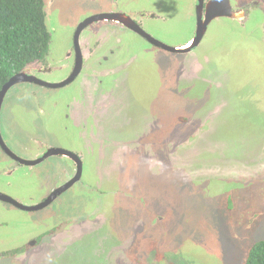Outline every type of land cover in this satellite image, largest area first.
Masks as SVG:
<instances>
[{"label": "rangeland", "instance_id": "rangeland-1", "mask_svg": "<svg viewBox=\"0 0 264 264\" xmlns=\"http://www.w3.org/2000/svg\"><path fill=\"white\" fill-rule=\"evenodd\" d=\"M106 7L107 0H53L48 60L61 63L79 20ZM162 8L168 14L152 22L153 37L175 47L194 35L190 0H163ZM256 27L212 23L191 51L203 61L202 68L192 62L196 78L178 73L188 54L148 51L131 33L122 38L125 70L63 88L9 89L0 134L15 153L43 138L85 151L81 181L49 207L24 212L0 202V251L75 220L70 236L54 239L58 247L46 246L31 264H245L264 240V47L243 35ZM67 73L42 78L56 83ZM60 159L9 175L0 151V191L38 204L58 182ZM0 264L22 263L0 257Z\"/></svg>", "mask_w": 264, "mask_h": 264}, {"label": "flooded vegetation", "instance_id": "flooded-vegetation-1", "mask_svg": "<svg viewBox=\"0 0 264 264\" xmlns=\"http://www.w3.org/2000/svg\"><path fill=\"white\" fill-rule=\"evenodd\" d=\"M162 1L163 0H107L106 8H109L108 10L104 11V9H102L97 11L94 8L97 12L88 14L79 20L72 33L70 48L67 51L65 59L60 60L62 61L61 63H55L53 60L49 61L46 57L43 62L33 65L27 73L37 80L44 81L42 78L43 75H49L50 73H57L68 69V76L65 77V79L56 83H49L58 84L69 79L73 72L78 70L75 78L63 86L66 87L80 76L84 78H93L106 73H111L110 71L112 68H122V70H125L130 64L129 60H121V53L123 48L126 47L125 43L127 42V40L122 38L124 35L134 33L150 46L147 49L148 51H152V49H160L168 53L188 54L190 56L188 65L185 64L184 66H180L178 73H181L183 70V72H185L183 74L184 76L196 78V74H192V62H197V64H199L202 68L203 61L200 60V57L191 53V51L196 49L201 44L210 25L217 22L219 19H226V21L231 25L240 26L242 29L244 27L250 29L252 25H256V30L258 31L256 34L243 31V35L249 42L251 40L250 37H253L254 39L252 40L256 45L264 47V0H247L238 4V6H235V4L233 5L231 0H190L192 2L195 17V33L193 36L185 39V41L175 47L163 44L157 40L159 38L156 37V39L153 37L154 35L150 33V31H152L150 28L152 22L164 20L165 16L167 17L168 12L163 11ZM44 2L46 17H48V9L51 12L50 19L48 21V30L50 33L54 31L51 21L55 18V14L50 9L53 0H44ZM97 16L104 17L100 20H95L94 17ZM201 21L206 22L204 32L198 40L196 46L191 47L194 38L197 36L198 25ZM200 25H202V23ZM249 47L250 46L248 45L247 48ZM168 48L175 50L187 48L188 50L186 49L184 52H177L170 51ZM199 73H201V70ZM26 83L40 86L35 82ZM96 84L99 86L102 85V83L97 82L95 85ZM40 87L54 89L44 86ZM86 118L87 112L83 119L86 120ZM77 124L78 127H81V118L80 122ZM154 125L155 124H153V126ZM81 138L84 139L86 145H88L90 142L88 137L81 135ZM21 149L22 150L20 152L15 153L14 149L3 141L0 134V151L7 160V162L4 161L3 163L8 165L3 168V172L11 175L17 168H31L36 165L43 164L50 158L60 157V161L58 160L60 164L58 169V182L50 189L51 192L49 191L50 193L36 205H23L19 201L1 191L0 194L2 196L14 200L22 208L1 199L0 202L8 204L15 209L24 212L40 211L49 207L63 193L81 181L83 171L82 161L85 151L82 147L80 149L81 152L77 150L70 151L69 149H64L43 138L42 140L34 139L32 147L25 146L24 148L21 147ZM67 152L72 156H68L66 154ZM99 160L100 159H98V162ZM109 162L110 161H108V163ZM78 165H80L81 168L80 179L65 191L57 194L55 198L46 206L36 208L37 206L42 205L56 190L62 188L75 176L78 170ZM80 223L81 222L75 220H61L60 223L53 225L52 228L47 229L44 233L29 238L24 245L0 251V257L14 258L16 261L19 260L22 264H31L32 259L34 260L43 252V250L47 249V247L50 248L47 251H53V249L58 247L54 245L56 238L58 239L60 235H64L65 233L67 239L70 236V229Z\"/></svg>", "mask_w": 264, "mask_h": 264}, {"label": "trees", "instance_id": "trees-1", "mask_svg": "<svg viewBox=\"0 0 264 264\" xmlns=\"http://www.w3.org/2000/svg\"><path fill=\"white\" fill-rule=\"evenodd\" d=\"M50 39L44 0H0V89L14 75L43 62ZM245 264H264V240L253 244Z\"/></svg>", "mask_w": 264, "mask_h": 264}, {"label": "water", "instance_id": "water-1", "mask_svg": "<svg viewBox=\"0 0 264 264\" xmlns=\"http://www.w3.org/2000/svg\"><path fill=\"white\" fill-rule=\"evenodd\" d=\"M104 16L102 17H94L95 20H100L101 18H103ZM202 23V25H200ZM205 26H206V22H200L199 25H198V30H197V36L194 38L192 44H191V47L193 46H196L198 40L200 39V37L202 36L203 32H204V29H205ZM169 49V48H168ZM187 49V48H186ZM186 49H169L170 51H177V52H184ZM188 50V49H187ZM31 68V67H30ZM29 68V69H30ZM29 69H26L25 71L21 72V73H18L16 75H14L1 89H0V109H1V105H2V102H3V99L6 95V93L9 91V89H11L13 86L17 85V84H20V83H24V82H35L36 84L40 85V86H44V87H48V88H61L63 86H65L66 84H68L69 82H71L75 76L77 75L78 73V70L74 71L73 74L70 76L69 79H67L66 81L62 82V83H58V84H49V83H46L44 81H41V80H37L35 79L34 77L30 76L27 71ZM68 156H72L70 155V153H66ZM80 176H81V168H80V165H78V170H77V173L75 174V176L67 183L65 184L62 188L56 190L42 205H39L37 206L36 208H41L43 206H46L47 204H49L57 194L65 191L66 189H68L69 187H71L73 184H75L79 179H80ZM0 199L1 200H4V201H8L9 203H12L13 205L15 206H18V207H21L17 202H15L14 200L10 199V198H7L5 196H2L0 194ZM22 208V207H21Z\"/></svg>", "mask_w": 264, "mask_h": 264}]
</instances>
